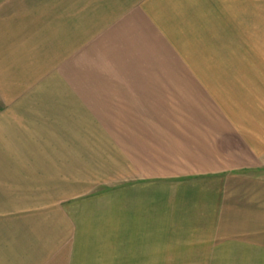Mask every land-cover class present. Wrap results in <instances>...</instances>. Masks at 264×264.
I'll return each mask as SVG.
<instances>
[{
    "label": "crops",
    "instance_id": "0c3cea01",
    "mask_svg": "<svg viewBox=\"0 0 264 264\" xmlns=\"http://www.w3.org/2000/svg\"><path fill=\"white\" fill-rule=\"evenodd\" d=\"M250 24L257 25L258 50L264 54V0H0V88L8 100L13 97L10 90L15 88L24 91L33 87L34 93L19 95L18 106L0 111V264L75 263L73 219L57 205L58 183H71L64 176L59 181L58 168L71 167L73 162L75 118L70 105L74 98V73L78 71L75 66L83 73L89 72L91 57H97L99 62L103 56L105 77L93 76L86 81L83 76L78 84L81 102L92 105V109L87 107L78 115L81 114L82 124L86 121V127L88 121H98L97 129L105 134L107 122L117 120L122 124L123 119L157 118L138 104L150 105L159 95L156 103L163 110L169 104L171 88H178L181 104L186 103L187 88L195 93L198 87L200 97L206 85L196 73L203 68V55L209 54L203 39L216 38L217 33L221 39H232L238 37L234 33L248 32L246 26ZM37 88L66 89L65 96L54 97L55 103L66 104V111L52 116L50 111H42L38 105L51 102L47 97L36 96ZM22 103L27 106L22 107ZM123 103L130 105L124 115ZM224 115L229 116L227 112ZM256 120V137L251 134L250 125H243L241 131L236 129L242 148V184H249L242 192L250 208H244L241 223H225V229L228 233H241V240L233 236L231 240L247 243V260L261 262L262 111ZM133 124L130 135H150L146 127L137 134ZM201 127L198 117L192 129ZM58 128L59 131H52ZM113 134L122 136V128ZM50 135L68 136V146H53ZM85 135H90L89 129ZM44 140V146L50 147H43ZM189 140V145L194 142L193 150L196 144L200 145L195 139ZM179 142L187 143L186 138ZM197 151H202V147L198 146ZM209 151H213L211 145ZM196 161H201V155ZM213 164L209 162L207 168L227 163ZM228 212L225 215H230Z\"/></svg>",
    "mask_w": 264,
    "mask_h": 264
},
{
    "label": "rangeland",
    "instance_id": "374dc122",
    "mask_svg": "<svg viewBox=\"0 0 264 264\" xmlns=\"http://www.w3.org/2000/svg\"><path fill=\"white\" fill-rule=\"evenodd\" d=\"M246 29L250 33H234L238 37L232 39H221L219 33L211 40L203 37L209 54L203 55V68L196 73L206 85L200 97L198 87L196 94L187 88L186 103L181 104L178 88H171L163 110L156 103L159 95L150 105L138 104L157 118L107 122L106 135L97 129L98 121H88L86 127L78 115L92 109L81 102L78 84L83 76L86 81L105 77L103 56L99 62L91 57L89 72L75 66L79 72L74 73L70 105L75 150L71 167L58 168L59 181L64 176L71 183H58L57 201L73 219L74 264H264V259L247 260V243L231 240L232 236L241 240V233L225 229V223H241L244 208H250L242 192L249 184H242V148L236 129L250 125L256 137L258 112L264 113V54L258 50L257 25ZM37 89L36 96L51 102L39 104L42 111H50L51 116L66 111V104L55 103L54 98L65 96L66 89ZM24 91L10 90L13 97L8 100L0 88V111L18 106L19 95L34 96L33 87ZM129 106L123 103V115ZM198 117L201 130L192 129ZM132 123L137 134L146 127L150 135H130ZM121 128L122 136H115L113 131ZM50 137L53 146H68V136ZM185 138L186 145L179 142ZM189 138L200 142L196 151ZM44 143L43 147H50ZM198 146L202 151H197ZM200 155L201 161H196ZM196 162L202 167L194 166L200 164ZM209 162L228 166L207 168Z\"/></svg>",
    "mask_w": 264,
    "mask_h": 264
}]
</instances>
